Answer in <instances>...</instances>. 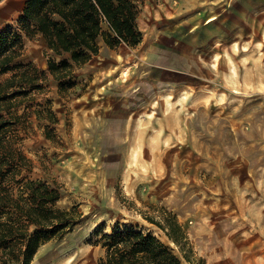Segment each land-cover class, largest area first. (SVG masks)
Here are the masks:
<instances>
[{"label":"rangeland","instance_id":"1","mask_svg":"<svg viewBox=\"0 0 264 264\" xmlns=\"http://www.w3.org/2000/svg\"><path fill=\"white\" fill-rule=\"evenodd\" d=\"M139 10L137 47L101 41L99 55L56 77L49 64L63 58L43 49L32 61L25 47L41 49L40 38L26 37L0 72V84L15 76L1 150L24 156L5 183L15 197L45 185L54 208L72 211L31 264H98L96 242L125 227L184 264H264V0H143ZM3 13L2 35L25 36L23 13L5 26ZM168 215L186 232L180 246L151 223Z\"/></svg>","mask_w":264,"mask_h":264},{"label":"trees","instance_id":"2","mask_svg":"<svg viewBox=\"0 0 264 264\" xmlns=\"http://www.w3.org/2000/svg\"><path fill=\"white\" fill-rule=\"evenodd\" d=\"M2 1V0H0ZM143 0H26L21 17L22 31L27 38L41 34L47 47L60 63L51 62L49 71L56 77L72 73L74 67H83L100 53V42L116 48L122 44L137 47L142 42L138 18L139 3ZM0 34V72L11 69L15 55L22 46V33L13 36ZM15 77V76H14ZM14 77L0 84V264H31L33 257L47 236L62 230L68 225L72 211L54 208L57 193L47 186L29 182L15 197L11 187L5 183L10 177L6 174L13 159H24L22 154L13 155L10 148L4 147L8 128L3 111L10 112L9 99L5 95ZM28 80V75L21 76ZM29 80H32L29 79ZM165 224L151 221L163 230L179 246L186 238V232L177 218L168 215ZM31 227L36 230L31 234ZM105 249V256L98 264H184L183 260L157 236L134 227L116 228L105 233L96 242ZM2 248V249H1ZM18 254V256H15ZM185 254V253H184ZM185 259H187L185 255ZM188 260V259H187Z\"/></svg>","mask_w":264,"mask_h":264},{"label":"crops","instance_id":"3","mask_svg":"<svg viewBox=\"0 0 264 264\" xmlns=\"http://www.w3.org/2000/svg\"><path fill=\"white\" fill-rule=\"evenodd\" d=\"M25 5H26V0H2L0 2V11L4 12L2 14V16L5 18L3 20V25L5 26L7 21L9 19H12L13 15H15V13H19V14L23 13ZM0 26H1V21H0ZM6 31H8V27L5 29V32ZM2 32H3V30L0 31V33H2ZM23 38L26 39V36H23ZM38 38H40V40L36 43L39 44L41 49H38L36 47L34 50H32V46L35 47V45L32 44V41H29V44H27V46L25 47V53H26V55H28V54L31 55L32 61L41 60L40 59V53H42L43 49H48L47 42H46L45 38L41 34L38 35ZM28 46L30 47L29 49H27ZM63 59H67V61L69 63H72L71 60H69V55H65ZM42 66H43L42 68L44 70H47L46 69L47 68L46 63H42Z\"/></svg>","mask_w":264,"mask_h":264},{"label":"bare ground","instance_id":"4","mask_svg":"<svg viewBox=\"0 0 264 264\" xmlns=\"http://www.w3.org/2000/svg\"><path fill=\"white\" fill-rule=\"evenodd\" d=\"M124 62H125V61H124ZM121 63H122V62H121ZM125 64H126V63H125ZM121 65H122V64H121ZM122 66H123V65H122ZM123 70H125L124 73H123V71H121V73L124 74V77H128V75H129V71H130L129 68L127 69V67H126V69H123ZM134 70H135V69H134ZM137 70H138V69H137ZM137 73H138V72H137ZM122 76H123V75H122ZM137 76H138V75H137ZM124 77H123V78H124ZM129 79H130V78H129ZM142 80H143V79H142ZM133 81H134V80H133ZM123 82H124V81H123ZM121 123H122V122H121ZM124 125H125V124H124ZM126 125H127V124H126ZM115 126H116V124H115ZM119 128H120V126H119ZM144 130H145V129H144ZM69 262H70V261H69ZM67 264H68V262H67Z\"/></svg>","mask_w":264,"mask_h":264}]
</instances>
